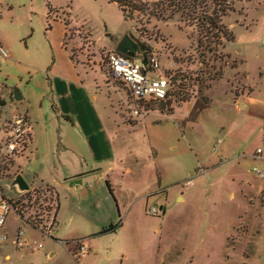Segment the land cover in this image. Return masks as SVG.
Here are the masks:
<instances>
[{"label": "rangeland", "instance_id": "1", "mask_svg": "<svg viewBox=\"0 0 264 264\" xmlns=\"http://www.w3.org/2000/svg\"><path fill=\"white\" fill-rule=\"evenodd\" d=\"M230 5L232 9L222 16L221 23L231 32L232 41L218 38L215 51L205 50L201 56L203 47L197 45L195 25L185 20L182 10L175 12L173 7L159 18L135 12L132 19H126L117 4L108 0H0V45L8 53L7 57L0 56V85L8 87L3 96L9 104L15 101L13 92L17 91L24 100L15 106L22 110L27 100L39 122L35 124L32 160L20 159L24 176L28 178L36 165L51 175L67 171L59 165L71 155L65 143L68 138H77L53 110L56 100L49 91L52 72L68 77L77 71L84 86V94L77 93L78 101L81 97L92 100L90 91H94V104L108 120L109 130L116 131L112 152L121 160L114 163L117 170L110 175L116 185L113 192L133 203V214L123 229L103 232L106 234L93 242L96 246H110L111 251H146L152 257L158 251L166 254L167 261L177 255L176 251L185 256L192 251L199 256L201 251L214 255L227 251L225 237L214 229L228 220L236 226L233 208V212L228 208L229 219L225 218L227 207L239 198L238 193L233 201L229 197L228 174L239 170L264 182L258 174L255 176L258 167L252 158L244 155L255 149L259 132L243 112L236 110L233 99L249 89L247 83L257 93L264 82V0H231ZM65 20L69 23L64 49ZM126 34L149 47L148 55L158 64L152 74H165L171 82L168 98L150 104L139 116L131 113L124 86L112 79L104 61L106 51L116 50ZM201 36L212 38L208 32ZM69 54L79 63L76 70ZM16 172L19 167L9 165L0 179L2 192L14 205L24 195L10 185ZM138 185L139 189L134 188ZM44 186H34L43 192L37 201L40 205L30 206L25 213L40 215L43 229L51 221L52 211L39 209L55 203L54 191ZM87 190H59L65 212L76 206L80 197L87 196ZM43 196L51 200L47 202ZM138 196L142 197L136 200ZM160 203L165 206L164 213ZM152 206L155 215L148 211ZM114 211L117 216L115 207ZM110 223L96 225L102 229ZM59 224L56 234L63 237H76L95 228L76 221L66 227L63 221ZM17 225L32 246L34 242H40V246H15L12 239ZM3 232L8 238L0 241V264H62L47 257L49 250L64 251L51 242L52 235L20 222L12 207L0 227V234ZM249 249L245 244L246 259L253 254Z\"/></svg>", "mask_w": 264, "mask_h": 264}, {"label": "crops", "instance_id": "2", "mask_svg": "<svg viewBox=\"0 0 264 264\" xmlns=\"http://www.w3.org/2000/svg\"><path fill=\"white\" fill-rule=\"evenodd\" d=\"M63 31L65 32V26ZM62 47L65 49L64 35ZM68 58L74 70H76L79 63L71 60L70 54ZM262 69L264 70V68ZM51 75L49 78V91L52 100L53 98L56 100L55 103L53 100V110L77 134V138H68L65 143L68 145L65 147L70 150L71 155L69 158L66 157V163L63 161L59 164L62 171L67 170L59 175L45 173L41 171V165L40 167L36 165L34 170L28 174V178L24 176L20 159L24 157L27 162L32 160L34 141L37 135L35 124L39 122L29 110L27 100L23 102L22 110L15 106L22 104L21 101L24 100L22 95L20 99L12 100L13 102L9 101V104H7L3 91L7 93L8 87L0 85V97L4 102V112L7 115L14 112H23L30 121L29 143L24 152L14 160V165L19 167V172L14 173V176L20 173L28 183V187L31 184H43L51 187L54 191L55 234H51L53 238L51 242L61 246L64 251L49 250L47 251V257L56 258L55 261H62V264H243L245 262L247 264H264V182L254 179L249 174L239 170L237 172L233 171L227 176L228 187L231 190L229 194L231 201L235 200L237 193L239 198L227 207L225 218L229 219L228 208L230 207L232 212L234 210L237 213L236 226H233V220L231 222L228 220V222H223L224 225H221L220 229L218 226L214 229L216 232L220 231L222 238L225 237L224 245L227 251H220L216 255L212 251H201L200 256L196 255L195 251L189 252L188 256L181 255L183 253L176 251L177 255L167 261L166 254H160V252L158 254V251L156 252L157 257H154V255L152 257L146 251H135L133 249L132 251H111L110 246H104V249L96 246L93 242L106 234L99 232L101 229L97 228V223L102 225L103 221H112V224L116 227L111 232H115L118 229H123L127 218H130L133 214V203H127L119 193L113 192L116 185L110 175L117 170L113 166L114 163L121 160L112 152L111 143L116 131L109 130L108 120L102 116L98 105L94 104L97 99L94 91H90L92 92V100L87 98L85 100V97H83L84 99L81 97V101H78L77 93L81 91L83 95L84 86L77 71L73 76L68 77L54 72ZM245 77L247 80L246 75ZM247 84L250 86L249 89L234 95L233 99L235 100L236 110L240 113L243 112L248 122H252L259 132L255 149L251 154L244 155L251 157L252 163L258 167L256 170L258 173L255 176L258 174V178L264 179V82L260 83L257 93L249 83ZM6 106L15 107V109L9 111ZM126 171L129 172V169L127 168ZM260 172L262 175L259 174ZM138 187L139 185L134 188L139 189L140 187ZM80 188H89L90 190L86 191L87 196L79 198L76 206L71 207L69 212H65L59 202V190L80 193ZM110 196L114 197L112 199L115 203L110 199ZM140 197L142 196H138L136 200ZM114 207L117 210V216ZM159 208L161 213H164L165 206L162 203H160ZM14 211L20 222L22 221L37 229L27 220H21L18 212ZM115 217L117 218L116 221H114ZM61 221L66 224L65 227L76 221L82 226L90 225V227L94 226L95 228L92 230L93 232L86 230L84 234H79L76 237H63L56 234ZM18 226H16L15 231ZM230 239L233 242H230ZM76 240L82 241V244L86 247L85 253L80 255L77 253ZM245 244L250 246V251H253L250 259H246L244 255ZM5 257H9V254L6 253Z\"/></svg>", "mask_w": 264, "mask_h": 264}, {"label": "built area", "instance_id": "3", "mask_svg": "<svg viewBox=\"0 0 264 264\" xmlns=\"http://www.w3.org/2000/svg\"><path fill=\"white\" fill-rule=\"evenodd\" d=\"M7 55L5 48L0 45V56L6 57ZM104 61L112 79L124 86L127 98L131 103V113L134 116L146 113L148 111L147 107L153 102L166 99L167 93L170 90V79L163 75L154 76L150 70L146 69L147 66L157 68L158 64L154 56L149 55L147 62L144 63L141 59H130L117 50H107ZM4 111V102L0 97V165L8 161H14L18 155L23 153L28 146L30 137V121L26 114L23 112H14L7 115ZM259 174L262 175L261 172ZM34 186L35 184H31L24 193L30 192L32 196L34 194L43 193L42 190H36ZM44 189L47 190L48 187L44 186ZM38 191L41 193H37ZM35 196H33V198H35ZM43 199L45 201L48 200L47 202L51 200L48 196H43ZM31 204L32 206L40 205V202L34 203V201H32ZM10 207L17 212L19 211L18 214L21 220H27L28 216H26L25 213L29 207H22L21 204L14 205L8 197L3 195V198L0 199V227L4 225ZM47 209L52 211L51 221L45 229L40 225L41 221L35 227L51 235V231L54 228L55 203L52 204L49 202L39 210ZM148 211L153 215L157 214L153 206L150 207ZM39 216L38 214H34L31 219L38 222L41 219ZM22 233V229L18 226L12 240L15 246L34 248L40 246V242H34L32 246L31 243L22 236ZM7 237L8 235L6 233H1L0 241L6 240ZM75 243H77V253L79 255L86 252V247L82 244L81 240H76Z\"/></svg>", "mask_w": 264, "mask_h": 264}, {"label": "trees", "instance_id": "4", "mask_svg": "<svg viewBox=\"0 0 264 264\" xmlns=\"http://www.w3.org/2000/svg\"><path fill=\"white\" fill-rule=\"evenodd\" d=\"M108 1L116 3L126 19H132V16L135 12L142 14L148 13L156 18H159L163 16V11L168 10V8L170 7H173V10H176L175 12L182 10L181 13H185V18H186L185 20L186 21L189 20L190 22L192 21V23L195 25L197 35L199 36L197 37V45L203 47V50L200 53L201 56H204L205 50L208 53L215 51L218 38L224 39L225 41H232L233 39L231 32L227 31L226 28L221 23L222 16H224L227 11L232 9L230 5L231 0H166L167 3H165V0H157L154 3H148V1L146 0H108ZM49 10L50 9L48 6V13ZM171 14H173V12ZM64 23H65V32H64V39H65L69 22L65 20ZM204 32L209 33V35L212 37L211 40L210 39L208 40L206 36L200 37V35H202V33ZM139 45L142 50L141 60L144 63H146L149 56L147 50L149 49V47L144 42H139ZM70 59L73 60L71 54H70ZM146 69L153 72L155 68L147 66ZM163 76L166 75L164 74ZM169 93L170 91H168L166 99L168 98ZM165 100L156 101L153 103H157V102L161 103L162 101ZM66 119H68V117H66ZM12 164H14V161H8L0 165V178L3 176L2 175L3 172L9 170V165ZM7 175L8 177H11L9 173H7ZM48 189L51 191L52 188L48 186ZM39 195L40 194L36 195L35 198H33L30 192H26L20 199H18V202L16 204H21L22 207L23 206L30 207L32 206L31 204L32 201H34V203L38 201V198L40 197ZM0 198H3V192L1 187H0ZM31 216H32L31 214L28 215L27 217V220H29L28 222L32 223L33 226H37L39 224V221L38 222L33 221L31 219ZM115 227L116 225L110 223L106 227H103L99 232L103 233V232L111 231Z\"/></svg>", "mask_w": 264, "mask_h": 264}, {"label": "water", "instance_id": "5", "mask_svg": "<svg viewBox=\"0 0 264 264\" xmlns=\"http://www.w3.org/2000/svg\"><path fill=\"white\" fill-rule=\"evenodd\" d=\"M116 50L132 59H139L142 56V50L138 42H136L129 34H126L116 46ZM14 99H20L21 95L14 91ZM10 185L15 186L18 191L28 189V183L24 177L18 173L10 182Z\"/></svg>", "mask_w": 264, "mask_h": 264}, {"label": "flooded vegetation", "instance_id": "6", "mask_svg": "<svg viewBox=\"0 0 264 264\" xmlns=\"http://www.w3.org/2000/svg\"><path fill=\"white\" fill-rule=\"evenodd\" d=\"M117 44H118V43H117ZM117 44H116V46H117ZM116 46H115V47H116Z\"/></svg>", "mask_w": 264, "mask_h": 264}]
</instances>
